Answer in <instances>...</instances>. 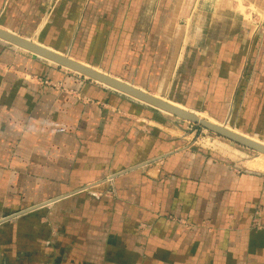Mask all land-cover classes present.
Segmentation results:
<instances>
[{"label":"crops","instance_id":"crops-1","mask_svg":"<svg viewBox=\"0 0 264 264\" xmlns=\"http://www.w3.org/2000/svg\"><path fill=\"white\" fill-rule=\"evenodd\" d=\"M59 1L0 0V27L264 139V31L241 15L194 38L167 0ZM186 129L0 39V264H264V172Z\"/></svg>","mask_w":264,"mask_h":264},{"label":"rangeland","instance_id":"rangeland-1","mask_svg":"<svg viewBox=\"0 0 264 264\" xmlns=\"http://www.w3.org/2000/svg\"><path fill=\"white\" fill-rule=\"evenodd\" d=\"M59 2H61V0ZM152 2L153 0H151V3ZM155 2L158 6L159 0H155ZM165 4L172 5L173 6L172 9H174L175 11L177 10V13L180 15L179 18L173 17L172 18L173 21L175 22L177 21L179 23L181 22L182 25H187L188 27H194V29L192 30V34H191V36L194 38L195 36L199 37L198 28L203 27L207 16H208V21L213 20L214 22L218 20L219 18H222L223 17L222 15L224 14V12H228V11H233L237 13L238 15H241V17H243L242 19H244L243 21H245L244 26L247 25L246 23H250L249 26L256 28L257 35L259 31H264V0H209V2H206L203 0H167L166 2H162L163 8L165 7ZM240 5H243L244 8L240 7ZM57 9L54 8V10L51 11V13L49 14V17L51 16L52 17L50 19H52L53 16H55V14L58 13ZM164 9L166 10V7ZM34 42H39V41H34ZM64 52L65 51H60L59 53L67 55V53H64ZM97 83H100V82H97ZM167 115H170V117H175L177 119H180L168 113ZM199 116L201 118H205L206 120L211 121V119H209V116L207 115L205 116L204 113H200ZM182 123L186 125L187 135L189 136V140L192 141L193 144L197 145L198 147L209 148V149H220V150L226 151L227 153L231 155V159L233 160L235 164H238L242 167H247L249 169H253L248 166V163H249L248 161L250 162L255 161L256 157L259 159L261 158V155L259 152H256L243 145H240L236 142L228 140L225 137L202 127L199 124L188 122L185 120L184 121L182 120ZM216 123L222 124L224 126H229L233 130L244 133V131H241L234 126H231L229 121H226V122L218 121ZM259 159H256V160H259Z\"/></svg>","mask_w":264,"mask_h":264},{"label":"water","instance_id":"water-1","mask_svg":"<svg viewBox=\"0 0 264 264\" xmlns=\"http://www.w3.org/2000/svg\"><path fill=\"white\" fill-rule=\"evenodd\" d=\"M0 39L5 40L6 42L19 47L23 50L35 53L40 57H44L51 61L58 63V65L67 67L73 71L80 73L81 75L90 78L94 81L100 82L110 88L116 89L120 92L128 94L132 97H135L145 103H148L154 107L162 109L166 112L173 114L174 116L196 124L201 125L202 127L213 131L228 140L236 142L240 145H243L249 149H252L259 153H264V145L255 142L243 135L235 133L223 126H220L215 123H211L205 119L199 118L195 113L191 111L179 108L151 93L143 91L132 84L124 82L118 78H115L111 75L99 72L92 67L84 65L66 55H62L56 51H53L41 44L35 43L34 41L27 39L19 34L6 31L3 28H0Z\"/></svg>","mask_w":264,"mask_h":264},{"label":"bare ground","instance_id":"bare-ground-1","mask_svg":"<svg viewBox=\"0 0 264 264\" xmlns=\"http://www.w3.org/2000/svg\"><path fill=\"white\" fill-rule=\"evenodd\" d=\"M1 28V27H0ZM6 31H8V30H6ZM11 32V31H10ZM12 33H14V32H12ZM28 39V38H27ZM1 40H3V39H1ZM31 40V39H30ZM5 41V40H4ZM33 41V40H32ZM35 43H38V44H41V43H39V42H35ZM41 45H43V44H41ZM44 46V45H43ZM16 47V46H15ZM46 47V46H45ZM19 48V47H18ZM48 48V47H47ZM50 49V48H49ZM52 50V49H51ZM54 51V50H53ZM31 53V52H30ZM59 53V52H58ZM32 54H34V55H37V54H35V53H32ZM60 54H62V53H60ZM62 55H64V54H62ZM38 56V55H37ZM67 56V55H66ZM40 57V56H39ZM42 58H44V57H42ZM46 59V58H45ZM72 59V58H71ZM47 61H49V62H51V63H54V64H58V63H56V62H54V61H51V60H49V59H46ZM79 62V61H78ZM81 63V62H80ZM83 64V63H82ZM84 65H86V64H84ZM87 66H89V65H87ZM89 67H91V66H89ZM66 69H68V70H70V71H73V70H71V69H69V68H67V67H65ZM92 68H94V67H92ZM95 69V68H94ZM95 70H97V69H95ZM97 71H99V70H97ZM74 73H76V74H79V75H81L80 73H78V72H76V71H73ZM99 72H101V71H99ZM103 73V72H102ZM106 74V73H105ZM109 75V74H108ZM113 89V88H112ZM114 91H117V92H120V91H118V90H116V89H113ZM143 90V89H142ZM143 91H145V90H143ZM147 92V91H146ZM120 93H122V94H125V93H123V92H120ZM125 95H128V94H125ZM128 96H130V95H128ZM132 97V96H131ZM133 98H135V97H133ZM160 98V97H159ZM135 99H137V98H135ZM161 99H163V98H161ZM138 101H141V100H139V99H137ZM163 100H165V101H167V102H169V103H171V104H173V105H175V106H177V107H179V108H182V109H185V110H188V111H191V110H189V109H186V108H183V107H181V106H178V105H176V104H174V103H172V102H170V101H168V100H166V99H163ZM142 103H145V102H143V101H141ZM145 104H147V105H149V106H152V105H150V104H148V103H145ZM152 107H154V106H152ZM155 109H158L159 111H163V112H165V113H168V114H171V113H169V112H166V111H164V110H162V109H159V108H157V107H154ZM192 113H195V112H193V111H191ZM199 118H201L199 115H200V113H195ZM171 115H173V114H171ZM206 116V115H205ZM201 119H205V118H201ZM206 120V119H205ZM207 121H210V120H207ZM211 123H215V124H218V123H216L215 121H213L212 119H211V121H210ZM218 125H220V126H223V127H225V128H227V129H229V130H231V131H233V132H235V133H238V134H240V135H243V136H245V137H247V138H249V139H251V140H253V141H255V142H258V143H260V144H262V145H264V139H261L260 137H256V136H251V135H246V134H244V133H242V132H239V131H236V130H233L232 128H230L229 126H224V125H222V124H218ZM260 155H261V158L259 159V158H255V161H252V162H250V161H248L249 163H248V166L249 167H251V168H253V169H255V170H258V171H264V153H260ZM256 159H259V160H256ZM246 163V162H245Z\"/></svg>","mask_w":264,"mask_h":264}]
</instances>
